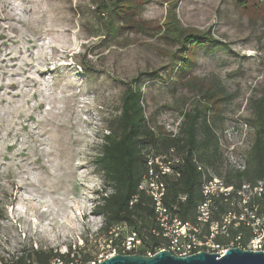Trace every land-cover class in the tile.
Returning <instances> with one entry per match:
<instances>
[{
    "label": "rangeland",
    "instance_id": "obj_1",
    "mask_svg": "<svg viewBox=\"0 0 264 264\" xmlns=\"http://www.w3.org/2000/svg\"><path fill=\"white\" fill-rule=\"evenodd\" d=\"M169 1L137 0L112 37L94 0H0V257L94 255L106 226L94 211L104 192L96 158L128 84L140 87L156 132L177 134L196 110L200 143L205 120L213 126L219 154L203 162L210 174L245 167L254 138L247 119L264 89V0H176L182 25L212 36L185 74L202 85L178 77V63L156 50L176 47L157 27L136 28L161 24Z\"/></svg>",
    "mask_w": 264,
    "mask_h": 264
},
{
    "label": "trees",
    "instance_id": "obj_2",
    "mask_svg": "<svg viewBox=\"0 0 264 264\" xmlns=\"http://www.w3.org/2000/svg\"><path fill=\"white\" fill-rule=\"evenodd\" d=\"M94 1L97 3L98 17L112 37L116 36L117 31L121 29L125 14L128 15L139 5L137 0ZM147 1L150 0H144V2ZM124 22H126L125 19ZM153 27H157V36L163 42L176 45L175 49L170 51L159 46L156 50L164 51L178 63L175 70L178 77L185 76L195 63V52L199 45L212 39L208 30L190 29L189 26L182 25L176 12V0L169 1L165 18L158 26L153 25L152 20L147 21L146 25L143 22L136 24V28L141 31L154 29ZM185 80L191 85L203 83L198 78H192L191 75L185 76ZM141 97L140 87L136 83L128 84L121 95L120 114L109 119L103 128L102 149L96 162L103 172L104 192L100 196V202L95 205L94 211L104 215L106 224L104 230L113 222L125 221L140 234L145 233L153 238L154 236L148 231L154 223L150 197L138 189L145 170L147 154L157 155L168 152L172 148L174 153L183 155V161L178 165L179 176L165 178L164 202L171 209L175 206L173 211L186 219L193 216L196 204L202 199L198 187L200 171L197 170L193 158L211 165L219 152L214 128L206 120L204 122L205 136L203 142H199L196 129L198 110L195 113L184 114L182 127L177 134L156 132L148 125L144 117ZM252 108L253 114L247 121L254 129V138L246 165L242 170L237 169L234 173L226 175L225 179L229 183L256 182L264 177V89L262 94L253 101ZM211 144L213 148L208 152ZM198 147L204 149L201 157L195 154ZM143 149L146 150L143 152ZM232 177L236 180H232ZM108 188L111 190L106 192ZM135 194H138V199L131 205L130 200ZM180 194L186 195L184 201L178 199ZM222 210L223 208L219 211ZM56 256L65 259L70 257L69 252L64 254L53 249H31L27 253L16 254L10 258L0 257V264H33L34 261L36 264H51Z\"/></svg>",
    "mask_w": 264,
    "mask_h": 264
},
{
    "label": "built area",
    "instance_id": "obj_3",
    "mask_svg": "<svg viewBox=\"0 0 264 264\" xmlns=\"http://www.w3.org/2000/svg\"><path fill=\"white\" fill-rule=\"evenodd\" d=\"M183 155L168 152L147 154L145 170L138 185L150 197L154 223L148 231L139 233L125 221L108 226L98 240L91 258L78 260L74 256H56L51 264H94L117 253L152 255L169 250L176 255H189L201 250L223 255L230 247L264 250V177L256 182L229 183L224 177L210 174L207 166L193 158L200 171L198 187L202 199L196 204L191 218H181L165 204L168 176H179L178 165ZM186 195L178 199L184 201ZM138 194L132 196V205ZM223 208L222 211H219Z\"/></svg>",
    "mask_w": 264,
    "mask_h": 264
},
{
    "label": "water",
    "instance_id": "obj_4",
    "mask_svg": "<svg viewBox=\"0 0 264 264\" xmlns=\"http://www.w3.org/2000/svg\"><path fill=\"white\" fill-rule=\"evenodd\" d=\"M94 264H264V250L230 247L223 255L198 251L176 255L169 250H158L152 255L117 253Z\"/></svg>",
    "mask_w": 264,
    "mask_h": 264
}]
</instances>
